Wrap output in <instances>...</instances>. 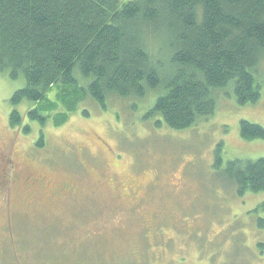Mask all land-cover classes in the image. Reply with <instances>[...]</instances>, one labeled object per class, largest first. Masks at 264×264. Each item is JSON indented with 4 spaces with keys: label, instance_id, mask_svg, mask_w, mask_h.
I'll use <instances>...</instances> for the list:
<instances>
[{
    "label": "rangeland",
    "instance_id": "1",
    "mask_svg": "<svg viewBox=\"0 0 264 264\" xmlns=\"http://www.w3.org/2000/svg\"><path fill=\"white\" fill-rule=\"evenodd\" d=\"M257 75V102L223 93L186 130L156 126L154 100L112 98L25 134L9 125L22 80L0 73V264H264V191L238 195L224 173L264 158V139L240 134L243 120L264 127V57Z\"/></svg>",
    "mask_w": 264,
    "mask_h": 264
},
{
    "label": "trees",
    "instance_id": "2",
    "mask_svg": "<svg viewBox=\"0 0 264 264\" xmlns=\"http://www.w3.org/2000/svg\"><path fill=\"white\" fill-rule=\"evenodd\" d=\"M263 57L264 0H0V73L23 83L9 125L25 134L33 121L59 126L81 102L107 109L112 98L138 99L134 110L154 100L156 126L186 130L223 93L257 102ZM59 102L67 111L52 115ZM240 134L264 139V127L243 120ZM224 173L238 195L264 191V158L229 161Z\"/></svg>",
    "mask_w": 264,
    "mask_h": 264
},
{
    "label": "flooded vegetation",
    "instance_id": "3",
    "mask_svg": "<svg viewBox=\"0 0 264 264\" xmlns=\"http://www.w3.org/2000/svg\"><path fill=\"white\" fill-rule=\"evenodd\" d=\"M25 181H27V182L29 181L27 177L25 178ZM34 182H35V180H34ZM34 182H33V183H34Z\"/></svg>",
    "mask_w": 264,
    "mask_h": 264
}]
</instances>
